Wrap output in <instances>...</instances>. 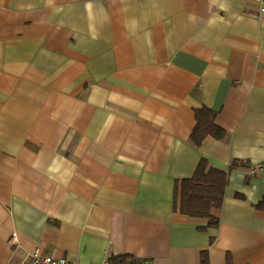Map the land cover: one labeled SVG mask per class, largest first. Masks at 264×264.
<instances>
[{
  "label": "crops",
  "instance_id": "0c3cea01",
  "mask_svg": "<svg viewBox=\"0 0 264 264\" xmlns=\"http://www.w3.org/2000/svg\"><path fill=\"white\" fill-rule=\"evenodd\" d=\"M255 0H0V264H264V12ZM225 138H189L196 109ZM220 209H174L200 160Z\"/></svg>",
  "mask_w": 264,
  "mask_h": 264
},
{
  "label": "trees",
  "instance_id": "16d2710c",
  "mask_svg": "<svg viewBox=\"0 0 264 264\" xmlns=\"http://www.w3.org/2000/svg\"><path fill=\"white\" fill-rule=\"evenodd\" d=\"M195 127L189 138V142L194 148L200 147L202 142L210 137L216 141H222L225 131L215 123L216 113L202 107L194 111ZM240 164L233 160L228 171L216 169L202 159L199 161L193 176L176 183L174 191V209L178 208L181 215L192 219H206L209 226H215L210 212L213 209H220L228 185V176L231 170ZM107 264H144L142 260L134 259L130 256H112L107 260ZM206 263V258L202 260Z\"/></svg>",
  "mask_w": 264,
  "mask_h": 264
},
{
  "label": "built area",
  "instance_id": "2783aa9c",
  "mask_svg": "<svg viewBox=\"0 0 264 264\" xmlns=\"http://www.w3.org/2000/svg\"><path fill=\"white\" fill-rule=\"evenodd\" d=\"M256 3L259 5L260 12H264V0H255ZM144 264H151L148 261H143ZM25 264H73L68 262L65 258H52L48 256H42L39 252L35 251L31 255L28 256ZM100 264H107V261L100 263Z\"/></svg>",
  "mask_w": 264,
  "mask_h": 264
}]
</instances>
